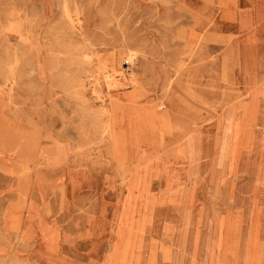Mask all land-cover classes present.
<instances>
[{"label": "rangeland", "instance_id": "374dc122", "mask_svg": "<svg viewBox=\"0 0 264 264\" xmlns=\"http://www.w3.org/2000/svg\"><path fill=\"white\" fill-rule=\"evenodd\" d=\"M68 1L0 0V264H264V68L236 71L241 96L224 97L217 0H201V49L170 110L199 117V130L167 146L114 142L109 118L131 99L158 105L145 75L192 61L185 0ZM77 1L99 43L85 58L66 33ZM237 11L243 23L252 8ZM130 50L142 58L135 85Z\"/></svg>", "mask_w": 264, "mask_h": 264}, {"label": "bare ground", "instance_id": "6f19581e", "mask_svg": "<svg viewBox=\"0 0 264 264\" xmlns=\"http://www.w3.org/2000/svg\"><path fill=\"white\" fill-rule=\"evenodd\" d=\"M59 1H61L63 9L69 10L68 0ZM242 3L250 4L252 11L246 22L239 23L241 28L239 34L229 33L217 37V43H221L217 45V53L220 51L218 54L220 60L217 62V70H220V72L217 71V84H222L225 91L228 87H234L236 85V82L233 80L236 71H238L243 78H248L253 68H256V65L259 69L260 66L264 68V61L261 65L259 63L260 59L264 58V0H257V2L256 0H217V13L225 15V13L232 9L237 13V9ZM182 8L188 10L195 21L194 27L186 31V34L183 33V35H181L186 41L187 48L190 51L188 58L192 61H184L173 74H170L167 70H159L156 66L154 68L155 71L153 70L154 72L145 75V77L149 76L148 78L152 87H154V91H156V95L158 92H161L160 94H162L163 98H161V102L158 105L149 104L142 107V111L135 104V100L131 99L130 103L125 105H130L132 107L131 111L125 110L120 117L117 116V114L110 116L109 127L111 131L109 138L114 142L135 144L149 142L151 140L155 141L157 135L161 136L158 130L163 132L164 135L166 133L167 136H163L165 139L169 137L171 141L174 142L182 140V143L185 144L194 140L195 134L192 136L187 134L188 121H192V119L186 121V118L184 120L178 118V120L169 115L171 112L170 110L176 107L174 97L178 92L181 93V89H184L183 81L185 80L187 71H189L188 65L194 62L193 59L196 53L201 49L196 33L200 28L199 23L203 14V4H201V0H185L182 2ZM257 10H260V12H256ZM88 18L80 2L77 1L74 10L69 13L70 22L68 24H70V28L69 31H66V33L69 34L67 40L70 49L69 53L72 57L85 58L89 55V52L94 51L99 45V43L97 44L96 41L90 38L85 30V22ZM62 25L65 26H62V28L66 30L67 27L64 21ZM222 25H224L223 22L221 24L217 23L218 28H221ZM228 27L232 29V24L228 25ZM230 31L232 32V30ZM126 59V64L129 65L128 71L132 74L131 84L135 85L141 75L139 67L142 58L138 52L130 50L127 53ZM91 60L92 58H88L87 62ZM259 78L260 80H264V74L260 71ZM105 81L109 87L108 90L111 92L118 91L117 89L121 88L108 71L105 73ZM65 85V87L74 89L76 87V82L69 78L65 80ZM240 96L241 93L236 98ZM193 120V124H198V117L193 118ZM130 130H132L133 133Z\"/></svg>", "mask_w": 264, "mask_h": 264}, {"label": "crops", "instance_id": "0c3cea01", "mask_svg": "<svg viewBox=\"0 0 264 264\" xmlns=\"http://www.w3.org/2000/svg\"><path fill=\"white\" fill-rule=\"evenodd\" d=\"M255 1V0H254ZM256 2H257V0H256ZM234 11H233V9L232 10H230V11H228L227 13H225V15H221L220 13H217V23L219 24H221L222 22H223V24H224V26H228V25H235V27H236V29L237 30H235V31H225V30H222V28H218L217 27V37L218 36H221L222 34H225V35H227V34H229V33H235V34H239V32H240V25H239V23L237 22V17L234 15ZM219 44H221V43H217V45H219ZM219 53H220V51H219ZM218 53V54H219ZM217 54V62L220 60L219 59V55ZM218 72H220V70H217ZM227 92H229V93H227ZM241 93V89H240V87H236V86H234V87H228L227 88V90L225 91V89H224V97H229L230 99L231 98H236L239 94ZM143 109H141V111H142ZM170 115V114H169ZM172 118H175V119H178L177 117H175L174 115H170ZM195 118V117H194ZM197 118V117H196ZM199 118V117H198ZM194 120L192 119V121H188V123H189V125H188V127H187V130H188V132H187V134H190V136H192L193 135V133L195 134L199 129L197 128V125L198 124H193L194 122H193ZM178 131V130H177ZM158 132L161 134V136L160 135H157L156 137H155V141H153V140H151V142L153 141V142H157V143H163L164 145H181V144H184V143H182V140H178V141H176V142H174V141H171V138H169L168 137V139L166 138H164L163 136H165L166 135V133H165V135H164V133L163 132H161L160 130H158ZM178 132H180V131H178ZM181 133V132H180ZM148 136V135H147ZM167 136V135H166ZM149 138H151V137H149ZM128 144H130V143H128ZM131 144H134V143H131ZM137 144H139V143H137ZM186 144V143H185Z\"/></svg>", "mask_w": 264, "mask_h": 264}]
</instances>
